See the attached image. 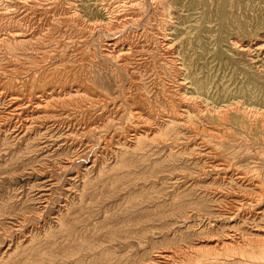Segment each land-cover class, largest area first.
<instances>
[{"label":"rangeland","instance_id":"1","mask_svg":"<svg viewBox=\"0 0 264 264\" xmlns=\"http://www.w3.org/2000/svg\"><path fill=\"white\" fill-rule=\"evenodd\" d=\"M262 239L264 0H0V264Z\"/></svg>","mask_w":264,"mask_h":264},{"label":"bare ground","instance_id":"2","mask_svg":"<svg viewBox=\"0 0 264 264\" xmlns=\"http://www.w3.org/2000/svg\"><path fill=\"white\" fill-rule=\"evenodd\" d=\"M138 0H129V2L130 3H132V2H137ZM153 1V0H152ZM125 3H128V2H125ZM155 3V2H154ZM225 3V2H224ZM157 4V3H156ZM223 4V3H222ZM149 9V8H148ZM150 9H151V7H150ZM149 9V10H150ZM155 9V8H154ZM160 13V12H159ZM223 15V14H222ZM222 15L220 16V17H222ZM134 16V15H133ZM225 16V15H224ZM160 17V16H159ZM164 20V19H163ZM162 20V21H163ZM11 22V21H10ZM163 23V22H162ZM115 24V23H114ZM6 34H7V32H6ZM11 34V33H10ZM19 34V33H18ZM12 35V34H11ZM163 35V34H162ZM165 35V34H164ZM8 36V35H7ZM6 36V37H7ZM167 36V35H166ZM6 37H5V39H6ZM160 37H162V36H160ZM168 37V36H167ZM13 38V37H12ZM167 39V38H166ZM159 40V39H158ZM168 40V39H167ZM3 41V40H2ZM161 43H162V41H161ZM166 43V42H165ZM160 44V43H159ZM164 44V43H163ZM165 45V44H164ZM162 46V45H161ZM160 46V47H161ZM158 47V46H157ZM162 49V48H161ZM159 54H160V52H159ZM174 58V57H173ZM125 59V58H124ZM167 60V59H166ZM171 60V59H170ZM172 61V60H171ZM122 64V63H121ZM122 66V65H121ZM69 89V88H68ZM48 96V95H47ZM195 103V102H194ZM185 109V108H184ZM176 110V109H175ZM256 209V208H255ZM258 234V233H257ZM260 234V233H259ZM261 235V234H260ZM251 236V235H250ZM238 239V238H237ZM223 240V239H222ZM262 241H264V239H262ZM220 243H224V242H222V241H219ZM235 243H238V241H236ZM244 243H246L245 244V253L246 254H248V260H247V262H245V263H247V264H252V263H254V264H264V245H258L257 243L256 244H252V241L250 242V241H248V242H244ZM254 243V242H253ZM242 245V244H241ZM244 247V246H243ZM222 250H229V251H231V252H236L235 250H236V248H234V247H227V246H224L223 244H222ZM211 256V255H210ZM211 258V257H210ZM212 259H214V260H219V261H221L222 262V260L220 259V258H218V257H214V258H212ZM223 259H225V258H223ZM168 260V259H167ZM200 260H202V259H200ZM196 261V260H195ZM198 261V260H197ZM195 263V262H194ZM196 264V263H195ZM197 264H200V263H197Z\"/></svg>","mask_w":264,"mask_h":264}]
</instances>
